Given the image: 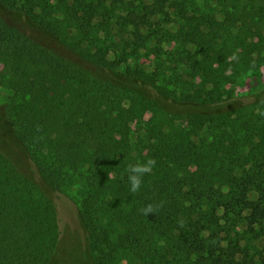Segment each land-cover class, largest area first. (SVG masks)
Returning <instances> with one entry per match:
<instances>
[{
  "label": "trees",
  "instance_id": "trees-1",
  "mask_svg": "<svg viewBox=\"0 0 264 264\" xmlns=\"http://www.w3.org/2000/svg\"><path fill=\"white\" fill-rule=\"evenodd\" d=\"M0 9L30 31L0 17V84L16 94L0 126V264H49L69 228L83 234V264H264L247 237L264 227V88L247 103L225 97L264 66L263 8L0 0ZM161 41L179 48L172 90L134 63ZM14 139L35 178L18 168ZM82 169L74 210L60 187Z\"/></svg>",
  "mask_w": 264,
  "mask_h": 264
},
{
  "label": "rangeland",
  "instance_id": "rangeland-1",
  "mask_svg": "<svg viewBox=\"0 0 264 264\" xmlns=\"http://www.w3.org/2000/svg\"><path fill=\"white\" fill-rule=\"evenodd\" d=\"M165 0H146L148 5H154L163 3ZM203 0H199V4H201ZM256 7L259 9L263 8L264 11V0H254ZM0 17L6 21H10L13 24L24 28L26 32L30 33L27 28L24 27L25 20L18 15H14L11 13H7L5 10L0 9ZM178 22L176 20H172V22L166 26V28L171 32L175 33L177 30ZM264 28V24H263ZM254 41H257L256 39ZM155 47L159 50L158 57L152 53V48ZM177 49L178 45L176 44H166L163 41L155 44L148 45L147 49L142 50L137 60L134 63L143 67V69L147 72L159 71L161 75V86L166 87L167 89H175V84L173 83V76L176 72L171 71L175 66V60L177 57ZM183 50V48H182ZM181 51V48H180ZM0 72L5 73L3 66L0 65ZM0 82H2L3 78H0ZM264 88V66L255 71H249L245 73H241L232 83L226 87L225 97L227 99L235 100L247 103L251 101L249 98L253 93H256ZM15 93L7 86V81L4 80L3 83L0 84V126H4L9 123V109L10 104L15 98ZM149 114L145 115V119L149 118ZM136 130L139 126H135ZM17 142L16 139H14ZM13 147L16 154L20 156V159H15L17 164L19 165V169L23 172H26L27 175L35 178V175L30 174L31 167L29 161L21 155V152L24 154L22 149L18 146ZM4 146L6 143L1 144ZM11 150L7 147L8 155L11 159L12 157ZM46 156V154H44ZM86 171L85 169L77 170V171H68L67 176L64 177V181L61 185V192H63L64 196H66L70 202V208L72 207L74 210L79 206L80 201L83 195V185H84V177ZM77 225V224H76ZM69 228V227H68ZM78 226L75 227V230ZM246 225H242L240 232L242 234L245 233ZM79 233H75L73 229H63L60 235V242L57 248V253L53 261L49 264H83L81 250L83 248V234L78 229ZM248 233V231H247ZM247 234V237H250L252 242L250 244V254L256 260H261L264 258V227L255 226L254 232ZM124 264V263H123Z\"/></svg>",
  "mask_w": 264,
  "mask_h": 264
}]
</instances>
